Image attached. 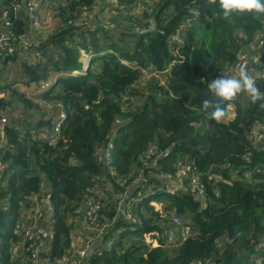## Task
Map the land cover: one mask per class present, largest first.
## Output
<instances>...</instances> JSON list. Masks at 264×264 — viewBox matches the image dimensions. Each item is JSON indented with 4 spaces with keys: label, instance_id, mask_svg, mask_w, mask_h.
Returning <instances> with one entry per match:
<instances>
[{
    "label": "trees",
    "instance_id": "obj_1",
    "mask_svg": "<svg viewBox=\"0 0 264 264\" xmlns=\"http://www.w3.org/2000/svg\"><path fill=\"white\" fill-rule=\"evenodd\" d=\"M12 1L0 4V32L7 12L18 44L15 54L0 56V113L11 114L8 89L15 90L5 66L23 51L22 85L37 87L40 99L13 93L25 110L34 106L43 117L36 124L15 117L1 128L0 264H32L14 254L16 229L35 206L33 197L43 193L53 210L48 250L41 253L47 264L65 255L77 258L75 244L89 237L81 223L97 198L101 223L117 215L122 199L132 204L134 219L118 214L110 231L92 242L89 264H191L206 258L247 264L258 255L254 245L240 243L264 236V101L253 103L240 93L225 102L211 95L208 84L245 62L264 92V15L225 20L218 5L206 6L205 0H113L121 13L128 10V22L112 30L78 24L96 0H53L59 27L45 40L23 45L19 38L32 37L34 26L24 11L15 18ZM35 1L38 12L48 7ZM137 6L139 16L132 14ZM147 70L167 78L142 87L144 100L135 108ZM206 99L226 109L222 122L201 110ZM179 179L182 187L169 191V182ZM172 214L185 225L174 224Z\"/></svg>",
    "mask_w": 264,
    "mask_h": 264
},
{
    "label": "built area",
    "instance_id": "obj_2",
    "mask_svg": "<svg viewBox=\"0 0 264 264\" xmlns=\"http://www.w3.org/2000/svg\"><path fill=\"white\" fill-rule=\"evenodd\" d=\"M39 4L35 0H13L11 4V9L14 12L15 18H17L20 11H24L30 14V20L33 26L36 29L44 28V18L40 11L38 12ZM8 13H4V18L2 26L4 30L0 32V56H11L15 54L18 50L17 38L15 33L13 32L14 24L10 17L7 16ZM263 43H264V34ZM20 42L23 45H30V37L29 35H23L19 38ZM246 63H242L241 66L245 67ZM8 118L6 115L0 113V128L6 124ZM60 124L56 126V131H59ZM169 150H166L161 153V155L166 156ZM107 165H110V154L109 152L105 155ZM5 168V164L0 160V171ZM189 170V167H187ZM187 170H182V173H186ZM113 173V171H112ZM215 177L219 178L220 175H216ZM193 186L198 189V194L200 197L204 198L205 190L201 186L199 182V178L197 175H193L192 177ZM172 184V185H171ZM182 187L183 181L172 180L167 185L168 189H172L169 191H173L176 187L175 185ZM44 194V193H43ZM36 195L33 197V201L35 202V206L30 209V212H26L23 220L18 222V226L16 232L20 235V240L14 245V254L23 256L22 258L29 260L32 264H47L41 256V253L48 250L47 240H49L50 231L49 224L53 218V210L50 203L49 194L44 195ZM127 199V198H126ZM102 202L100 198H97L96 201H92L90 210L87 214V217L84 218L82 222L83 229L88 231L89 237L84 239V243L75 244V250L77 258L72 259L69 255H65L62 260H59L57 263L50 264H89L86 260V257L89 254L90 246L92 242L97 240L102 234L110 231V227L117 222V216H123L128 220H133V207L132 204H128V201L122 199L120 207L118 208V213L110 221L106 223H101L99 220V210L101 209ZM177 218V217H174ZM179 219V218H178ZM173 223L176 225H180V221L177 219H173ZM90 231L92 232L90 234ZM169 240L172 241L174 238V232L169 231ZM190 234V231H185L183 233L184 239H187ZM94 235V236H93ZM98 237V238H96ZM96 238V239H95ZM191 264H218L216 261L211 260V258L206 259H198Z\"/></svg>",
    "mask_w": 264,
    "mask_h": 264
},
{
    "label": "rangeland",
    "instance_id": "obj_3",
    "mask_svg": "<svg viewBox=\"0 0 264 264\" xmlns=\"http://www.w3.org/2000/svg\"><path fill=\"white\" fill-rule=\"evenodd\" d=\"M44 6L45 4H47V8L44 10L42 7L39 8L40 13L42 14V17L44 18V28L36 30L35 27H33L34 29H32V37H30V40H34L36 42H40L42 40H45L46 38H48L51 34H53L56 29L59 27L60 25V18L58 17L59 11H58V4L57 2L53 1V0H45L44 2L42 0H40ZM0 4H3V0H0ZM152 4V2L150 3ZM56 6V7H55ZM139 10L141 11L142 8L141 6H137L132 10V14L138 15L139 16ZM117 14H120L119 17H117ZM128 10H124L123 13L120 12V10L113 4V0H96V5L94 6V8L91 11H87L86 13H84V16H81L82 19H80V23L78 24H86V25H90V24H94V28L96 26H98V23H101L104 26H106V28L108 29H112L114 30L115 28H119V27H124L125 24L128 22ZM114 18L117 20H114ZM133 23L137 24V21H133ZM134 24V25H135ZM137 27V26H136ZM136 29H139V27H137ZM23 51L19 52V55L17 56L18 58L13 61L8 63L5 66L4 69V76L8 77V82H13L14 83V89L17 90V93H20L21 95H23L22 97L24 99H28V97L33 98V99H40V91L37 90L38 88L36 87L35 89H30L29 87L23 86L22 85V77H25V73H24V67H23ZM35 53H32L29 55L28 60L30 62L35 61ZM87 61V59H86ZM241 65L236 68V69H227V76L228 75H232V76H237L238 77V72L240 69ZM249 74V73H248ZM3 77V79L5 78ZM166 73H159V74H152L151 72L147 71H143V75L141 77V79L139 80V86H141V89H138V92L134 98L135 101H133V107L138 108L144 100V96H142L141 91H142V87H146L147 84L153 80H160L164 83V81L166 80ZM1 83L2 80H1ZM16 84V85H15ZM13 89H8V94H9V98L12 99V112L11 114L7 113V117H8V121H12V118H15L20 116V117H30V122L31 124H36L39 122V119L43 116H41L40 111L32 106L28 107V111L25 110L24 105H23V100L17 96V94L15 95L13 92L15 91ZM135 92V90H134ZM19 94V96H21ZM132 99V98H130ZM134 100V99H133ZM38 101V100H36ZM230 108H234L233 106H230ZM232 114V113H231ZM8 122V123H9ZM2 141V132H1V128H0V142ZM153 176H155V174H152ZM155 184V183H154ZM168 189V188H167ZM168 190H172L171 188ZM47 196V195H45ZM173 215V214H172ZM177 217V218H174ZM172 218L175 220H181L180 225H178V227L185 225L184 221L182 218H180L177 214H174L172 216ZM179 218V219H178ZM186 221V220H185ZM171 225V224H170ZM248 237H250V234L248 235ZM250 240V239H249ZM260 242L255 241V239H251L250 241L246 240H241L240 245H242L243 247L245 246H251L254 245V248L259 251L258 255L254 254L252 255V257L250 258L249 262L250 264H264V253H260V250H263V245H264V236L260 237L259 239ZM262 243V244H261ZM263 252V251H262ZM249 262L247 264H249Z\"/></svg>",
    "mask_w": 264,
    "mask_h": 264
},
{
    "label": "clouds",
    "instance_id": "obj_4",
    "mask_svg": "<svg viewBox=\"0 0 264 264\" xmlns=\"http://www.w3.org/2000/svg\"><path fill=\"white\" fill-rule=\"evenodd\" d=\"M205 5H218L225 20H230L237 14L264 15V0H205ZM208 88L213 97L225 102L234 101L240 93H247L253 103L264 101V92L244 66L240 67L238 77L219 75L208 84ZM201 110L218 123L227 117L226 109L219 102L203 100Z\"/></svg>",
    "mask_w": 264,
    "mask_h": 264
},
{
    "label": "crops",
    "instance_id": "obj_5",
    "mask_svg": "<svg viewBox=\"0 0 264 264\" xmlns=\"http://www.w3.org/2000/svg\"><path fill=\"white\" fill-rule=\"evenodd\" d=\"M32 29H33V27H32ZM36 29V28H35ZM36 30H39V29H36ZM31 89V88H30ZM27 212V211H26ZM82 224V223H81ZM82 226V225H81ZM81 235V234H80ZM80 238H77L76 240H75V242L77 241V240H79ZM78 242V241H77ZM79 243H81V244H83L84 243V241H83V239L79 242Z\"/></svg>",
    "mask_w": 264,
    "mask_h": 264
}]
</instances>
